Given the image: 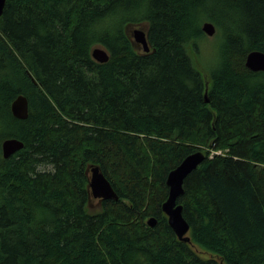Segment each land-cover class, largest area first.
Listing matches in <instances>:
<instances>
[{"label":"trees","instance_id":"1","mask_svg":"<svg viewBox=\"0 0 264 264\" xmlns=\"http://www.w3.org/2000/svg\"><path fill=\"white\" fill-rule=\"evenodd\" d=\"M205 21L222 41L212 66L201 60ZM139 24L149 52L128 30ZM98 45L107 62L93 58ZM253 50L264 52V0H6L0 264H264V72L246 67ZM20 93L24 120L11 111ZM10 137L25 146L5 158ZM198 150L206 158L178 199L188 243L162 204L169 172ZM90 165L119 195L98 211Z\"/></svg>","mask_w":264,"mask_h":264},{"label":"water","instance_id":"2","mask_svg":"<svg viewBox=\"0 0 264 264\" xmlns=\"http://www.w3.org/2000/svg\"><path fill=\"white\" fill-rule=\"evenodd\" d=\"M6 0H0V16L3 15ZM203 31L208 36L216 34V26L211 21H205L202 25ZM128 30L132 35L134 44L145 52L151 51V45L147 38V30L144 24L137 26H129ZM155 51V49H153ZM93 58L101 63L107 62L110 58L109 52L101 45L95 46L92 49ZM246 67L252 71L264 72V52L261 50H253L248 53L246 57ZM34 82L37 81L34 79ZM206 102L208 98V83L206 84ZM11 111L14 117L18 119H27L29 116V99L20 93L12 102ZM25 146L24 142L15 137L6 138L2 142V151L5 158H9ZM206 154L202 150H198L187 155L181 163L172 169L166 179V184L169 188L168 197L162 204V209L168 217V223L173 231L176 233L179 240L190 243L192 241L190 230V223L184 217V207L178 202L179 197L185 194L184 182L187 176L197 169V167L205 160ZM91 170L89 177L88 188L93 197L98 199H119V195L113 188L111 182L105 176L101 168L97 165H90ZM149 226H155L158 222L156 217L148 219Z\"/></svg>","mask_w":264,"mask_h":264},{"label":"rangeland","instance_id":"3","mask_svg":"<svg viewBox=\"0 0 264 264\" xmlns=\"http://www.w3.org/2000/svg\"><path fill=\"white\" fill-rule=\"evenodd\" d=\"M202 43H203V45H202V58H201V60H202L203 64H205L207 66H212L215 64V61H216V57H217V51L216 50L219 49V47L222 44V41H221V39L217 40L215 38V36H208L207 35V39ZM88 175L90 177L91 170H89ZM101 202L102 201L100 199H97L95 197H93V198L91 197V199L89 200V203H88V208L91 211H98L101 209ZM193 245H194V248L197 250V252H199L202 256H204V257L210 256V254L207 253L204 249L200 248L199 246H197L195 244H192V246Z\"/></svg>","mask_w":264,"mask_h":264},{"label":"flooded vegetation","instance_id":"4","mask_svg":"<svg viewBox=\"0 0 264 264\" xmlns=\"http://www.w3.org/2000/svg\"><path fill=\"white\" fill-rule=\"evenodd\" d=\"M90 192V198H89V200L91 199V197L93 198V195H92V193H91V191H89ZM98 199V198H97ZM101 200V199H100ZM102 201V200H101Z\"/></svg>","mask_w":264,"mask_h":264}]
</instances>
